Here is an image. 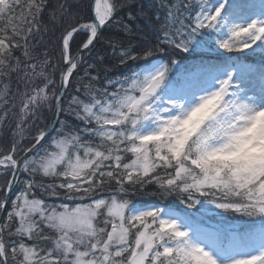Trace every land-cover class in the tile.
<instances>
[{
  "label": "snow or ice",
  "instance_id": "obj_1",
  "mask_svg": "<svg viewBox=\"0 0 264 264\" xmlns=\"http://www.w3.org/2000/svg\"><path fill=\"white\" fill-rule=\"evenodd\" d=\"M140 2L0 0V264H264V223L225 233L133 205L264 218V105L233 73L192 103L187 86L165 95L176 60L111 75L206 31L226 29L227 52L264 50V19L230 22L228 0H160L163 16ZM141 17L163 39L133 51Z\"/></svg>",
  "mask_w": 264,
  "mask_h": 264
},
{
  "label": "rangeland",
  "instance_id": "obj_2",
  "mask_svg": "<svg viewBox=\"0 0 264 264\" xmlns=\"http://www.w3.org/2000/svg\"><path fill=\"white\" fill-rule=\"evenodd\" d=\"M220 3H223V0H211L212 6H217ZM224 14L230 19V22L235 23H247L254 18L264 19V3L262 0H228ZM208 32L211 35L209 42L218 56L195 55L184 64L177 62L172 65L166 87L162 90L165 95L175 92L180 86H187L195 93L187 96V101L192 103L195 102L198 95L214 90L218 87L219 80L226 78L229 73H233V83L239 85L246 95L255 97L256 103L264 105V70L256 66L249 68L234 62L236 60L234 56L241 55L264 63V50L254 46L243 52H227L217 44V40L227 37L226 29L220 32ZM162 64L159 60H154L140 74L154 72ZM165 211L181 217L174 210L165 209ZM232 254L227 249L218 253L222 260L229 258Z\"/></svg>",
  "mask_w": 264,
  "mask_h": 264
},
{
  "label": "trees",
  "instance_id": "obj_3",
  "mask_svg": "<svg viewBox=\"0 0 264 264\" xmlns=\"http://www.w3.org/2000/svg\"><path fill=\"white\" fill-rule=\"evenodd\" d=\"M23 2V0H22ZM160 0H141L140 7L144 9H153L160 11L161 16L164 15V10L157 8ZM123 14V13H122ZM191 13H185V16ZM2 23V21H0ZM136 27L140 31L144 32L147 39H140V33L138 32L135 36L131 37L134 43L133 51H138L143 48H148L150 46H155L158 44L159 40L163 37L160 34L159 26L149 23L148 20L143 17L136 21ZM109 32H114L115 30H108ZM119 35H123L122 33ZM211 35L208 31L198 34L190 50L186 53H176L171 49H167L163 52L157 53L151 57L145 59H139L134 62H130L128 65H120L112 70L111 75L120 78H126L132 76L134 73H141V71L148 66L152 61L159 60L163 64H169L172 60H176L179 64H184L188 60L194 58L195 55H200L202 53H212V45L209 40ZM128 39V37H125ZM109 51H111L109 49ZM235 63L242 64L246 67H258L264 70V63L256 62L250 58L236 56ZM109 64L113 63L108 61ZM2 88V85H0ZM149 192L155 191L154 188L148 190ZM133 205L136 209L144 210L154 206H159L164 209L174 210L179 213L181 217H189L194 224H199L201 226H208L219 228L225 233L228 232H252L258 230L260 225L264 223V218H250L241 214H227L222 210L216 209L213 205L202 202L193 210H188L185 206L175 197H169L167 200L161 202L158 197L147 195V194H137L133 198ZM226 251V249L224 250Z\"/></svg>",
  "mask_w": 264,
  "mask_h": 264
},
{
  "label": "clouds",
  "instance_id": "obj_4",
  "mask_svg": "<svg viewBox=\"0 0 264 264\" xmlns=\"http://www.w3.org/2000/svg\"><path fill=\"white\" fill-rule=\"evenodd\" d=\"M260 119H261L262 121H264V116L260 117Z\"/></svg>",
  "mask_w": 264,
  "mask_h": 264
},
{
  "label": "water",
  "instance_id": "obj_5",
  "mask_svg": "<svg viewBox=\"0 0 264 264\" xmlns=\"http://www.w3.org/2000/svg\"><path fill=\"white\" fill-rule=\"evenodd\" d=\"M51 131V130H50Z\"/></svg>",
  "mask_w": 264,
  "mask_h": 264
}]
</instances>
